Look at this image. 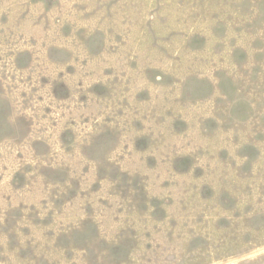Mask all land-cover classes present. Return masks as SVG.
<instances>
[{"label": "rangeland", "instance_id": "1", "mask_svg": "<svg viewBox=\"0 0 264 264\" xmlns=\"http://www.w3.org/2000/svg\"><path fill=\"white\" fill-rule=\"evenodd\" d=\"M0 264H264V0H0Z\"/></svg>", "mask_w": 264, "mask_h": 264}]
</instances>
